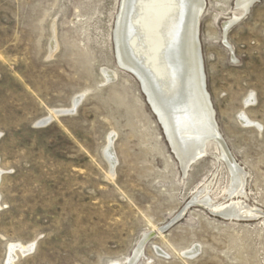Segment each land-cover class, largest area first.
<instances>
[{
	"label": "rangeland",
	"instance_id": "374dc122",
	"mask_svg": "<svg viewBox=\"0 0 264 264\" xmlns=\"http://www.w3.org/2000/svg\"><path fill=\"white\" fill-rule=\"evenodd\" d=\"M204 2L207 90L261 218L224 219L192 201L207 186L228 202L227 163L209 139L182 172L139 81L115 59L121 0H0V264L19 243L33 246L15 248L13 264H128L139 244L133 264H264V0L226 34L235 0ZM76 96L73 114L39 125ZM241 111L258 125H242Z\"/></svg>",
	"mask_w": 264,
	"mask_h": 264
},
{
	"label": "bare ground",
	"instance_id": "6f19581e",
	"mask_svg": "<svg viewBox=\"0 0 264 264\" xmlns=\"http://www.w3.org/2000/svg\"><path fill=\"white\" fill-rule=\"evenodd\" d=\"M256 1L235 0L240 15L233 14L231 20L223 24V33L226 34L229 26L243 17ZM204 3V0H121L114 27L115 59L139 81L183 173L205 155L206 142L209 139L215 140L216 149L226 161L230 174V185L225 189L223 198L228 202L209 198L207 186L198 189L192 201L208 207L224 219L256 220L261 218L262 213L243 199L246 195V172L227 150L225 139L218 130L206 86L199 40V16ZM103 72L106 78L114 74L106 69ZM79 96L73 99L69 108L53 110L43 120L54 118L58 111L70 114ZM254 99L253 94H250L245 98L244 105L252 103ZM238 119L245 126L258 125L243 111L239 112ZM110 139L104 148V155L112 167L116 159L110 147ZM32 246L10 244L6 264H13L15 248L25 255ZM140 246L136 247L128 264L134 263ZM195 251L196 248H192L186 254L192 255Z\"/></svg>",
	"mask_w": 264,
	"mask_h": 264
},
{
	"label": "water",
	"instance_id": "95a60500",
	"mask_svg": "<svg viewBox=\"0 0 264 264\" xmlns=\"http://www.w3.org/2000/svg\"><path fill=\"white\" fill-rule=\"evenodd\" d=\"M141 90H142V92L144 93V91H143V89L141 88ZM147 100V99H146ZM79 101V100H78ZM78 101L75 103V106H74V110H75V108H76V106H77V104H78ZM147 102H148V100H147ZM149 103V102H148ZM73 110V111H74ZM73 111H71L70 113H72ZM152 111H153V109H152ZM154 112V111H153ZM57 114L58 115H62V114H66V112H63V111H58L57 112ZM154 114H155V112H154ZM156 115V114H155ZM50 120H51V118H48V119H45V120H42V121H40V123H39V125L41 124V125H45V124H47L48 122H50ZM157 120H158V122L160 123V125H161V122L159 121V119L157 118ZM162 126V125H161ZM163 128V127H162ZM165 134V133H164ZM166 140H167V138H166ZM168 142V141H167ZM168 144H169V142H168ZM169 146H170V144H169ZM170 148H171V146H170ZM171 150H172V148H171ZM172 152L174 153V151L172 150ZM175 154V153H174ZM110 169L111 170H113L114 169V166H112V167H110ZM148 236H152V234H149Z\"/></svg>",
	"mask_w": 264,
	"mask_h": 264
}]
</instances>
